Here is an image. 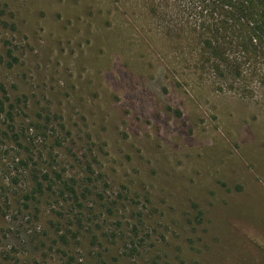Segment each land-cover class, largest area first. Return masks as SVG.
Returning <instances> with one entry per match:
<instances>
[{
  "label": "rangeland",
  "instance_id": "1",
  "mask_svg": "<svg viewBox=\"0 0 264 264\" xmlns=\"http://www.w3.org/2000/svg\"><path fill=\"white\" fill-rule=\"evenodd\" d=\"M212 10L0 0V264H264V58L214 72Z\"/></svg>",
  "mask_w": 264,
  "mask_h": 264
},
{
  "label": "trees",
  "instance_id": "2",
  "mask_svg": "<svg viewBox=\"0 0 264 264\" xmlns=\"http://www.w3.org/2000/svg\"><path fill=\"white\" fill-rule=\"evenodd\" d=\"M205 4L214 7L210 18L217 21L216 26L208 27L211 29V37L203 41L204 47L211 50L215 61L206 60L214 72L220 73L222 67L226 66L229 69L232 67V70L236 68L239 71L238 76H241L240 67H236L240 63L230 60L231 50L228 46H234V49L243 55L254 52L257 57L264 58V0H205ZM0 105V110L4 112L5 105L2 101ZM9 116L7 115L8 119L13 122L14 118L10 114ZM15 138L19 141L18 136ZM77 190L75 182L69 193L78 200Z\"/></svg>",
  "mask_w": 264,
  "mask_h": 264
}]
</instances>
